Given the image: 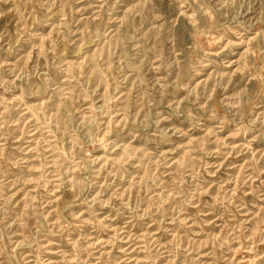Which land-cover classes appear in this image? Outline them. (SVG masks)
<instances>
[{
    "label": "rangeland",
    "instance_id": "374dc122",
    "mask_svg": "<svg viewBox=\"0 0 264 264\" xmlns=\"http://www.w3.org/2000/svg\"><path fill=\"white\" fill-rule=\"evenodd\" d=\"M0 264H264V0H0Z\"/></svg>",
    "mask_w": 264,
    "mask_h": 264
}]
</instances>
